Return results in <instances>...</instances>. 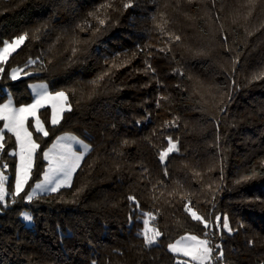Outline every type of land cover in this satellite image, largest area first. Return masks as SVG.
<instances>
[{
    "label": "trees",
    "instance_id": "obj_1",
    "mask_svg": "<svg viewBox=\"0 0 264 264\" xmlns=\"http://www.w3.org/2000/svg\"><path fill=\"white\" fill-rule=\"evenodd\" d=\"M20 35L0 102H29L42 80L70 110L55 126L39 110L48 136L28 120L40 147L23 191L0 203V264H177L167 245L186 233L220 245L219 264H264V0H0V46ZM61 132L90 150L70 187L29 201ZM169 137L178 151L161 161ZM2 143L12 193L15 138ZM144 212L162 233L151 246Z\"/></svg>",
    "mask_w": 264,
    "mask_h": 264
},
{
    "label": "snow or ice",
    "instance_id": "obj_2",
    "mask_svg": "<svg viewBox=\"0 0 264 264\" xmlns=\"http://www.w3.org/2000/svg\"><path fill=\"white\" fill-rule=\"evenodd\" d=\"M130 6V4H125V8ZM26 38V35H20L10 42L7 40L2 42V46H0V73L4 72L3 66L7 63L8 58L17 51ZM176 39H179V37H176ZM35 62L34 60H29L28 63L33 64ZM22 71L23 69L21 68H13L11 70V78L13 80L17 79L18 74ZM30 87L35 94L33 103L13 107L11 100H9L8 103L0 105V120L5 122L3 128L0 129V141L4 140V130L6 129L7 132L15 137V144L18 148L17 152H12L11 154L19 156V164L16 166L14 192L8 193L5 187V182L8 178L3 173H0V202H4L6 196L9 194L13 197L18 196L23 191L24 185L27 184L30 177L35 153L40 145L33 140L32 133L28 130L29 117L35 120L33 127L36 132L48 136V131L45 130L43 122L37 116L39 109L51 103V123L53 126L60 122L61 114L66 110L64 104L67 102L68 97L65 92L59 91L53 94L48 91L45 84L31 85ZM67 110H70V106H68ZM63 141H75L82 145L83 152L78 153L73 151L70 145H64L60 151H57V148L61 147ZM3 147L4 144L0 142V149H3ZM89 150L90 148L87 144H84L83 141L78 140L74 136L58 137L52 148L43 153L44 159L49 162V167L44 173L43 181L35 184L32 191L26 194V199L31 201L38 190L40 192H57L62 187H70L73 173L80 166V161ZM174 151H178L177 145L169 137L168 147L163 149L159 154L160 160L164 161L168 154ZM4 167L7 168V165L5 164ZM128 200L134 202L137 208L139 207L138 202L135 201V197L129 196ZM186 211L190 213L193 220L203 223L205 228L209 227L204 217L198 215L193 209L186 207ZM143 216L146 217L143 221L144 230L141 233L144 242L148 246L157 244L158 238L162 233L157 228L149 227V219L155 220V216L151 212L143 213ZM23 218L28 222L33 220V217L29 214H23ZM216 220L219 221L220 217H216ZM222 226L229 232L232 231L227 217H224ZM204 235L207 237L208 233L205 232ZM168 249L174 254L190 258L189 260H179L177 264H219V261L223 259V250L220 245H211L209 239H201L196 235L181 237L175 243H170ZM217 250L218 254L214 256L213 253L217 252Z\"/></svg>",
    "mask_w": 264,
    "mask_h": 264
},
{
    "label": "rangeland",
    "instance_id": "obj_3",
    "mask_svg": "<svg viewBox=\"0 0 264 264\" xmlns=\"http://www.w3.org/2000/svg\"><path fill=\"white\" fill-rule=\"evenodd\" d=\"M231 1H233V0H231ZM17 37V36H16ZM15 38V37H14ZM14 38H12L11 40H13ZM11 40H7V41H11ZM2 46V45H1ZM13 68H18V67H13ZM13 68H11V70L13 69ZM11 70H10V77H11ZM25 76V73H19L18 74V78L17 79H19V78H21V77H24ZM16 80V79H15ZM40 84H45V85H47L46 84V82L45 81H42V80H33V81H30L29 83H28V88H29V91H30V93H31V100L29 101V102H27V103H23V104H20V105H16L15 103H14V101H13V98H12V95L9 93V92H7V95H6V98L2 101V102H0V105H2V104H6V103H8L9 102V100H11V102H12V106L13 107H20V106H22V105H27V104H31V103H33V101H34V98H35V94L33 93V91H32V88L30 87L31 85H40ZM48 88V87H47ZM48 91L49 92H51V93H56V92H59V91H61V90H58V91H50L49 89H48ZM55 102V101H54ZM56 103H59V102H56ZM45 107H48L49 108V110H50V123H51V115H52V106H51V103H48V104H46L45 105ZM64 107H65V109H67V107H68V105H67V103H65L64 104ZM42 109V108H41ZM40 110V109H39ZM37 116L39 117V111L37 112ZM40 118V117H39ZM31 119V123H32V126L34 125V123H35V120H34V118H32V117H29V120ZM41 120V119H40ZM42 121V120H41ZM4 121L2 120V128H3V125H4ZM45 128V127H44ZM35 129V128H34ZM28 130H29V128H28ZM46 130V129H45ZM4 131H7L6 129L4 130ZM30 131V130H29ZM41 134H43V133H41ZM64 136H74V137H76L78 140H81V141H83L84 142V144H87L88 146H89V144L85 141V140H83L82 138H80V137H78L77 135H74V134H72V133H70V132H61V133H59L51 142H50V144L44 149V151H43V153L45 152V151H48L50 148H52V146H53V144L57 141V138L58 137H64ZM15 138V137H14ZM33 138V137H32ZM34 140V139H33ZM0 142H2V141H0ZM64 145H70L71 146V148H72V150L73 151H75V152H83V147H82V145H80V144H78V143H76L75 141H63L62 142V145H61V147H58L57 148V151H60L61 149H62V146H64ZM168 147V146H167ZM18 151V148H17V146H16V144H15V148L13 149V151L12 152H17ZM15 158H16V166L19 164V156L18 155H15ZM44 158V157H43ZM45 160V159H44ZM45 167H44V170H43V172H42V175H41V178L38 180V181H36L31 187H30V189H29V191H28V193H30L31 191H32V189L34 188V186H35V184L36 183H39V182H41V181H43V179H44V173L48 170V167H49V162H48V160H45ZM81 162V161H80ZM4 165L5 164H2V165H0V173H3L5 176H7V178H8V176H9V172H8V170H7V168H5L4 167ZM16 166H15V174H16ZM74 174V173H73ZM7 181H8V179H7ZM7 181L5 182V187H6V189H7ZM13 186H14V191H15V175H14V182H13ZM25 186V185H24ZM44 193H49V192H40L39 190L37 191V194L36 195H34L33 197H35V196H37V195H39V194H44ZM5 202V201H4ZM4 202H0V203H2V204H4ZM144 213H146V212H144ZM23 214H29L30 215V212L28 211V210H23L22 212H21V218L23 219V221L25 222V224L26 225H31V223H32V221L31 222H28V221H25L24 220V218H23ZM146 217H142V228H141V233L143 232V230H144V223H143V221H144V219H145ZM149 227L150 228H154L153 227V225L150 223V219H149ZM186 235H195V234H190V233H186V234H183V235H181V236H179V237H177L176 239H174L173 241H171L170 243H175L177 240H179L181 237H184V236H186ZM197 236V235H196ZM198 237H200V236H198ZM201 239H204L203 237H200ZM169 243V244H170ZM168 244V245H169ZM168 245H167V248H168ZM179 257H178V260H189L190 258H188V257H184V256H182V255H180V254H177ZM221 264H226V263H221Z\"/></svg>",
    "mask_w": 264,
    "mask_h": 264
}]
</instances>
